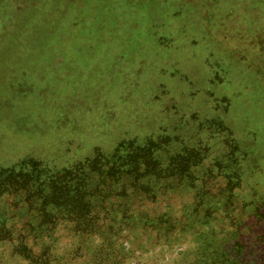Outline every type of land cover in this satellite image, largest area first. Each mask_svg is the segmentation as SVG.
<instances>
[{
	"label": "rangeland",
	"instance_id": "374dc122",
	"mask_svg": "<svg viewBox=\"0 0 264 264\" xmlns=\"http://www.w3.org/2000/svg\"><path fill=\"white\" fill-rule=\"evenodd\" d=\"M150 138L169 139L158 168L204 157L174 161L179 177L109 178L118 145ZM81 165L100 228L39 229L49 177ZM47 249L59 264H264V0H0V264Z\"/></svg>",
	"mask_w": 264,
	"mask_h": 264
},
{
	"label": "trees",
	"instance_id": "16d2710c",
	"mask_svg": "<svg viewBox=\"0 0 264 264\" xmlns=\"http://www.w3.org/2000/svg\"><path fill=\"white\" fill-rule=\"evenodd\" d=\"M73 6V3H72ZM71 14V13H70ZM79 10H78V13ZM93 17V16H92ZM79 16H74L71 19L72 26L77 27L80 25ZM79 19V23L78 20ZM70 17H68V13L64 12L63 14L59 15L58 20H53V28L51 29L52 35L48 32V29L45 30L46 35L44 39L46 42L55 40L61 37L63 28H66L67 23H69ZM45 26L51 25V21L45 23ZM50 36V37H49ZM213 123L218 124L220 123L219 119H214ZM151 139V138H150ZM168 138L157 141L156 139H151L146 141L145 144L139 145L135 141H130L128 143H121L118 147L113 151L111 154L112 159L109 164L111 166L107 169V175L109 178L114 179L113 181H118L121 178L122 174H128L131 177L138 175H145L147 177H158L157 171H169L170 168L177 167L173 165L174 161H179L182 157L184 162H196L201 160L204 157L203 151L204 148H187L185 149L186 154L181 156L180 158H175L173 156V163H170V166L163 169L158 168L159 166V159L156 156V149L164 148L165 145L168 144ZM177 164V163H174ZM184 165V164H179ZM42 169H35L33 170V176L40 173ZM186 170L189 168H172L170 173L173 172V176L179 177L180 175H184ZM106 172V171H105ZM32 173V171L30 172ZM88 173L85 165L77 166L74 170H70L65 168L61 171L60 175H52L50 181V189L47 195V198L44 199L38 206V209L42 212V217L44 219L43 222L39 223V229H44L48 231L50 227H47V223L50 221L52 224H57V220L60 218L68 219L74 223L75 229L78 231L82 230L83 232L86 231L88 234L92 232L93 229H99L100 224L98 217L95 218L94 216L91 217L90 212L93 207L91 196L95 195L97 189L91 191H85L84 186H81V183L77 180L78 177H83L84 174ZM63 174V176H62ZM65 176V177H64ZM73 179V185H69V182ZM85 180L83 177L82 180ZM8 185L6 188L15 187L13 186V180L10 178L8 179ZM39 194L43 193L42 189H37ZM32 196V193H31ZM57 212H62L57 214ZM57 215H56V214ZM58 216V217H57ZM60 216V217H59ZM2 232V231H1ZM22 249L25 246L21 247ZM42 255L39 257L37 255V261L42 262L44 264H59V259L51 257V253L49 249H47ZM54 262V263H53ZM203 263L209 264V261ZM217 264V263H216Z\"/></svg>",
	"mask_w": 264,
	"mask_h": 264
}]
</instances>
